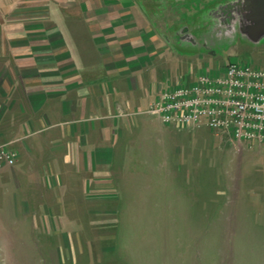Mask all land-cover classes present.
<instances>
[{
  "label": "rangeland",
  "instance_id": "1",
  "mask_svg": "<svg viewBox=\"0 0 264 264\" xmlns=\"http://www.w3.org/2000/svg\"><path fill=\"white\" fill-rule=\"evenodd\" d=\"M240 1L135 0L152 34L141 48L156 56L135 76L134 100L230 60L264 68V35L249 38ZM143 117L130 180L115 165L104 191L76 183L54 121L7 133L23 136L0 170V264H264V146L239 150L207 126L167 130Z\"/></svg>",
  "mask_w": 264,
  "mask_h": 264
},
{
  "label": "crops",
  "instance_id": "2",
  "mask_svg": "<svg viewBox=\"0 0 264 264\" xmlns=\"http://www.w3.org/2000/svg\"><path fill=\"white\" fill-rule=\"evenodd\" d=\"M134 7L135 0H0V138H7L1 143L11 149L23 135L8 137L10 130L34 134L40 120L54 121L62 157L79 171L77 184L110 189L102 183L116 180L115 165L127 168L130 180L129 168L139 160L128 150L146 124L143 115L161 123L147 111L158 93L139 102L132 97L135 76L155 51L141 48L152 34L141 32L150 25ZM164 125L186 132L203 126ZM220 134L239 150L264 146ZM112 188L116 195L119 187Z\"/></svg>",
  "mask_w": 264,
  "mask_h": 264
},
{
  "label": "built area",
  "instance_id": "3",
  "mask_svg": "<svg viewBox=\"0 0 264 264\" xmlns=\"http://www.w3.org/2000/svg\"><path fill=\"white\" fill-rule=\"evenodd\" d=\"M147 111L163 124L204 125L237 142L264 143V68L230 60L188 85L160 90ZM16 157L0 142V168Z\"/></svg>",
  "mask_w": 264,
  "mask_h": 264
},
{
  "label": "water",
  "instance_id": "4",
  "mask_svg": "<svg viewBox=\"0 0 264 264\" xmlns=\"http://www.w3.org/2000/svg\"><path fill=\"white\" fill-rule=\"evenodd\" d=\"M240 2L245 18L249 21L246 33L250 39H258L261 35H264V0H242ZM209 42L204 40L206 45Z\"/></svg>",
  "mask_w": 264,
  "mask_h": 264
}]
</instances>
